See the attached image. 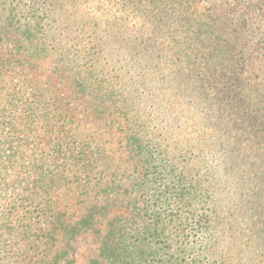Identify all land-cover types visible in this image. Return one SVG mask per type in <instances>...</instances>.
Segmentation results:
<instances>
[{"label": "rangeland", "instance_id": "1", "mask_svg": "<svg viewBox=\"0 0 264 264\" xmlns=\"http://www.w3.org/2000/svg\"><path fill=\"white\" fill-rule=\"evenodd\" d=\"M59 2L45 5L48 15L59 10L46 19L49 54L40 59L4 29L0 9L1 57L14 63L2 96L22 107L10 131L17 159L0 160V264H90L111 221L124 224L145 200L171 199L178 188L195 205L174 206L179 218L166 223L167 242H156L155 264H264V129L238 121L236 132L229 113L214 111L189 79L195 65L170 56L181 39L150 30L155 6ZM160 48L163 56L148 53ZM96 80L113 99L86 94ZM35 108L50 122L26 116ZM65 136L81 142L91 165L52 174ZM90 215V229L66 235Z\"/></svg>", "mask_w": 264, "mask_h": 264}, {"label": "trees", "instance_id": "2", "mask_svg": "<svg viewBox=\"0 0 264 264\" xmlns=\"http://www.w3.org/2000/svg\"><path fill=\"white\" fill-rule=\"evenodd\" d=\"M59 1L66 0H0V9L7 13L4 29L22 37L26 42L23 49L31 58L40 59L49 54L42 30L46 19H55L59 9H51L48 15L45 5L58 4ZM131 1L132 4L141 5L143 10L155 6L152 12L145 10L152 24L150 30L154 35L161 32L168 37L167 32L173 31L181 39L176 46L179 51H173L170 56H184L186 61L195 65L191 72L195 75L189 79L199 84L208 101L212 102L210 104L214 111L229 113L228 117L223 118L232 129H236L233 123L238 121L257 131L261 127L264 129V73L262 76L256 73L264 71V59L259 61L252 57L264 56V0ZM162 40L163 45L167 44L164 35ZM171 40L173 42L174 39ZM4 42H0V48ZM144 43H148L147 40ZM136 45L140 50L147 49L140 42ZM161 49H148V53L163 56ZM1 56L0 53V82L3 83L4 76L12 74L14 63ZM101 85V81L96 80L92 89L86 88L89 90L86 94L102 102L107 97L113 99V94H103ZM3 93L0 87V160L10 163L12 159H17L15 150L19 147L10 136V131L14 130V120L16 115H20L22 107L16 97L7 101ZM221 106L226 109H219ZM34 110L32 113L25 111L26 116L36 118L35 122L40 121L41 117L47 119L46 123L50 122L43 109ZM67 139L66 136L64 140L60 139L59 153L54 157L56 167L50 166L52 174L91 165L87 153L79 151L81 142L78 139L67 142ZM77 154H80L79 159L76 158ZM191 195L186 189L178 188L173 191L171 199L145 200L140 206L139 216L126 218L124 224L118 219L111 221L103 235L99 257L90 264H155L162 259L157 255L156 242H167L166 223L168 227L169 223L176 221L182 208H190L192 212L195 204ZM3 198L5 196H1ZM175 205L180 211L174 209ZM191 216L197 218L195 213ZM93 219L90 215L76 227H65L66 235L73 238L87 231Z\"/></svg>", "mask_w": 264, "mask_h": 264}]
</instances>
